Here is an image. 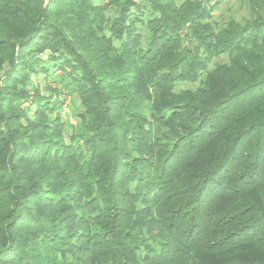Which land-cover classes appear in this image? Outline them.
Segmentation results:
<instances>
[{
    "label": "trees",
    "instance_id": "16d2710c",
    "mask_svg": "<svg viewBox=\"0 0 264 264\" xmlns=\"http://www.w3.org/2000/svg\"><path fill=\"white\" fill-rule=\"evenodd\" d=\"M213 1L0 0V264H264V0Z\"/></svg>",
    "mask_w": 264,
    "mask_h": 264
},
{
    "label": "rangeland",
    "instance_id": "374dc122",
    "mask_svg": "<svg viewBox=\"0 0 264 264\" xmlns=\"http://www.w3.org/2000/svg\"><path fill=\"white\" fill-rule=\"evenodd\" d=\"M217 0H214L216 2ZM247 0H219L215 9L212 12V17L210 22L215 27H224L229 20H235L236 22L243 23L244 21L250 19V13L248 6L246 4ZM43 62H48L50 73H39L31 76V85L38 88L42 94H50V91L46 90L49 88L52 92L53 90L59 89V94L53 93V98H58L61 102L58 114L61 115L63 121L66 124V141H69V137L75 133L74 130L79 128L78 120L76 118V113L79 111L78 102L76 97L69 93L68 90L58 86V81L65 77L66 73H71L69 67L54 68V63L49 62V54H43L40 57ZM189 84H182L180 88H190Z\"/></svg>",
    "mask_w": 264,
    "mask_h": 264
},
{
    "label": "built area",
    "instance_id": "2783aa9c",
    "mask_svg": "<svg viewBox=\"0 0 264 264\" xmlns=\"http://www.w3.org/2000/svg\"><path fill=\"white\" fill-rule=\"evenodd\" d=\"M45 3H46V1H45Z\"/></svg>",
    "mask_w": 264,
    "mask_h": 264
}]
</instances>
